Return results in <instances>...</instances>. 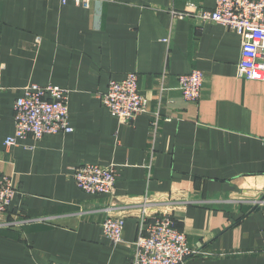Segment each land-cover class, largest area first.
<instances>
[{"label": "crops", "instance_id": "0c3cea01", "mask_svg": "<svg viewBox=\"0 0 264 264\" xmlns=\"http://www.w3.org/2000/svg\"><path fill=\"white\" fill-rule=\"evenodd\" d=\"M215 1L0 0V175L16 192L0 213V264H132L145 197L200 252L183 264H264V207L243 212L264 199V81L237 75L235 33L175 16ZM195 69L189 102L177 78ZM128 73L148 100L129 125L100 101ZM30 85L68 91L72 132L5 147ZM87 164L114 167L112 194L75 186ZM108 217L124 218L116 246Z\"/></svg>", "mask_w": 264, "mask_h": 264}, {"label": "built area", "instance_id": "2783aa9c", "mask_svg": "<svg viewBox=\"0 0 264 264\" xmlns=\"http://www.w3.org/2000/svg\"><path fill=\"white\" fill-rule=\"evenodd\" d=\"M68 2L88 7L90 0H60L62 5ZM175 16L222 25L235 33L240 39L237 75L248 81H264V0H216L213 10L199 9ZM202 79V73L196 69L177 78L179 91L186 101L199 99ZM67 100L68 91L57 86L26 87L23 95L14 101V133L5 139V147L27 139L40 141L47 135L71 133ZM100 101L121 124L129 125L147 112L148 100L139 92L135 73L111 81ZM72 178L75 186L89 195H110L116 184L112 166H78L72 169ZM15 194L12 179L0 175V213L7 210ZM148 205L146 197L139 205V228L132 264H183L200 253L187 246L185 235L176 230L169 213L149 216ZM250 207H264V199L253 200ZM124 223L122 217L104 220L102 231L111 245L122 242Z\"/></svg>", "mask_w": 264, "mask_h": 264}, {"label": "water", "instance_id": "95a60500", "mask_svg": "<svg viewBox=\"0 0 264 264\" xmlns=\"http://www.w3.org/2000/svg\"><path fill=\"white\" fill-rule=\"evenodd\" d=\"M251 208H254V207H251ZM249 210H258V208L249 209V208L246 207V208H244L243 212L246 213V211L248 212Z\"/></svg>", "mask_w": 264, "mask_h": 264}]
</instances>
